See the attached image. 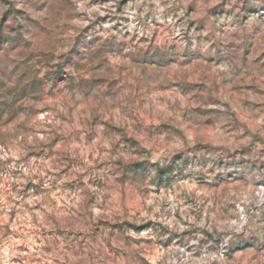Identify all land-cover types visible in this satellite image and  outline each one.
Here are the masks:
<instances>
[{"label":"clouds","instance_id":"1","mask_svg":"<svg viewBox=\"0 0 264 264\" xmlns=\"http://www.w3.org/2000/svg\"><path fill=\"white\" fill-rule=\"evenodd\" d=\"M79 4L80 0H0V20L11 10L8 21L0 24V37L16 38L21 56L39 54L41 41L53 42L46 51L59 48L55 61L48 56L38 65L39 73H30L33 78L47 75L28 103L9 99L17 111V124L26 123L48 96H59L71 114L88 97H118L112 104L122 108L132 126L140 123L137 98L157 105L156 115L171 116L170 106L157 101L161 77L150 66L208 62L210 68H217L215 75L209 73L214 88L216 76L231 83L238 73H245L244 50L264 39V0H136L127 6L110 0L90 10L94 13L87 18L91 27L69 51L74 42L63 37L69 19L80 13ZM217 4L221 7L213 11ZM104 13L106 22H94L96 15ZM9 52L7 46L0 49V67L19 63ZM129 74L137 78L143 93L132 88L125 92L120 86H126ZM211 91L205 90L200 99L207 101ZM142 107L148 111L149 103ZM94 112L99 114L98 109ZM195 122L203 123V118ZM218 126L226 135L217 139L157 129L165 142L160 156L148 152L133 157L136 149L114 145V155L99 173L86 169L87 178L102 185L97 195L104 203L98 199L96 206L105 209V217L119 222L92 225L90 207L91 230L74 233L71 239L65 234L67 248L59 249L68 264H144L141 257L154 251L160 253L158 264H264V125H246L225 114ZM76 139L82 141L83 136L71 138ZM134 159L144 163H126ZM34 167L28 160L8 165L25 178H30ZM54 178L48 176L45 186ZM197 181L210 185L223 181L225 190L236 188L241 194L207 200L188 189L189 183ZM159 184L165 187L157 194ZM113 194H119L118 204L111 202ZM130 199L135 200L132 207ZM37 239L40 234L35 232L20 235L6 227L0 230V264H21L20 246L30 250L29 259L34 258V251H40Z\"/></svg>","mask_w":264,"mask_h":264},{"label":"rangeland","instance_id":"2","mask_svg":"<svg viewBox=\"0 0 264 264\" xmlns=\"http://www.w3.org/2000/svg\"><path fill=\"white\" fill-rule=\"evenodd\" d=\"M109 2L80 0V13L69 19L63 37L74 42L73 49L69 51L75 49L80 35L91 27L87 18L94 13L90 10ZM135 2L120 0V5L127 6ZM220 7V4L215 5L213 11ZM117 11H120L119 7ZM10 15L11 10L5 11L0 24L7 22ZM96 21L106 22V13L96 15ZM52 43L41 41L39 54L29 52L27 56H21L23 49L16 38L0 37V49L7 46L10 58L13 61L19 58V63L0 67V97H3L0 98V230L6 227L9 233L40 234V239L36 240L40 251H34V258L29 259L30 250L20 246L19 251L23 256L21 264H68L59 249L67 248L65 234L71 239L74 233L82 235L83 230H91L87 216L90 207L91 216L94 217L92 225L119 222L115 218L105 217V209L96 206L98 199L101 204L104 203V198L97 195L102 185L88 179L86 171L95 170L99 173L114 155V145L118 148L123 144L136 149L131 153L133 157L148 152L160 156L165 151V142L158 136L157 129H171L193 138L201 135L217 139L226 135L218 126L225 114L235 116L238 122L246 125H264V39L254 41L244 50L245 73H238L231 83L216 76L214 88L209 73L215 75L217 68H210L208 62L150 66V71L159 72L161 77V82L156 86L159 93L157 101L162 102L160 106L163 103L170 106L168 110L172 112L171 116L156 115L153 110L157 105L137 98L136 116L140 123L132 126L122 108L112 104L118 97H88L86 102L76 106L79 111L71 114L64 110V101L59 96H48L26 123L17 124V111L8 101L11 99L26 104L32 92L41 87L40 80L47 72L41 73L39 78H33L30 73H39L38 65L48 56L55 61L59 48L51 52L45 50ZM85 75L87 77V73ZM116 78L113 76V80ZM25 80L27 83H24ZM120 86L125 92L132 88L143 93L137 78L132 74H129L126 86ZM207 89L212 91L207 101H204L200 97L205 95ZM105 102L107 107H102ZM145 103H149L148 111L142 107ZM94 109H98L99 114ZM173 109L181 114L177 115ZM105 112L107 114L97 124L100 114ZM199 118H203V123L195 122ZM77 134L83 136L82 141L71 140ZM13 160H28L35 164L30 178H25L26 174H21L18 169L8 168ZM126 163L140 165L144 161L134 159ZM48 176L55 178L45 186ZM224 184L223 181L215 185L197 181L189 183L188 189L197 197L207 200L241 194L236 188L225 190ZM164 187L163 184L157 185V194ZM119 201V194H113L111 202L118 204ZM134 204V199L128 201L129 207ZM159 254L154 251L150 257L144 256L141 259L144 264H158Z\"/></svg>","mask_w":264,"mask_h":264}]
</instances>
